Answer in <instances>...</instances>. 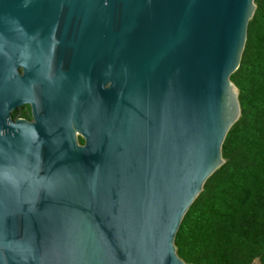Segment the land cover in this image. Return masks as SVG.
I'll use <instances>...</instances> for the list:
<instances>
[{
  "label": "water",
  "instance_id": "water-1",
  "mask_svg": "<svg viewBox=\"0 0 264 264\" xmlns=\"http://www.w3.org/2000/svg\"><path fill=\"white\" fill-rule=\"evenodd\" d=\"M255 10L0 0V264H189L175 236L226 161Z\"/></svg>",
  "mask_w": 264,
  "mask_h": 264
},
{
  "label": "trees",
  "instance_id": "trees-1",
  "mask_svg": "<svg viewBox=\"0 0 264 264\" xmlns=\"http://www.w3.org/2000/svg\"><path fill=\"white\" fill-rule=\"evenodd\" d=\"M254 1L241 62L230 76L241 115L222 145L226 161L206 180L174 240L189 264H264V0Z\"/></svg>",
  "mask_w": 264,
  "mask_h": 264
},
{
  "label": "flooded vegetation",
  "instance_id": "flooded-vegetation-1",
  "mask_svg": "<svg viewBox=\"0 0 264 264\" xmlns=\"http://www.w3.org/2000/svg\"><path fill=\"white\" fill-rule=\"evenodd\" d=\"M15 114V117L13 116ZM23 118V119H26L28 121H33V116H32V113H31V108L29 105H23L21 106L19 109H17L13 114H12V118L13 119H16V118ZM79 142H80V139H79ZM80 143H83V142H80Z\"/></svg>",
  "mask_w": 264,
  "mask_h": 264
}]
</instances>
